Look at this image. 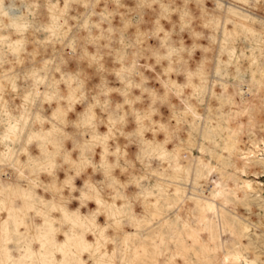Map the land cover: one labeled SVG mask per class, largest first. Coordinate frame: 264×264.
Returning a JSON list of instances; mask_svg holds the SVG:
<instances>
[{
	"label": "rangeland",
	"instance_id": "obj_1",
	"mask_svg": "<svg viewBox=\"0 0 264 264\" xmlns=\"http://www.w3.org/2000/svg\"><path fill=\"white\" fill-rule=\"evenodd\" d=\"M0 264H264V0H0Z\"/></svg>",
	"mask_w": 264,
	"mask_h": 264
},
{
	"label": "bare ground",
	"instance_id": "obj_2",
	"mask_svg": "<svg viewBox=\"0 0 264 264\" xmlns=\"http://www.w3.org/2000/svg\"><path fill=\"white\" fill-rule=\"evenodd\" d=\"M255 146H256V145H255ZM255 146H254V147H255ZM246 150H247V148H242V153H244V151H246ZM246 153H250V151L247 150ZM204 205H205V204H204ZM204 210H205V209H204Z\"/></svg>",
	"mask_w": 264,
	"mask_h": 264
}]
</instances>
